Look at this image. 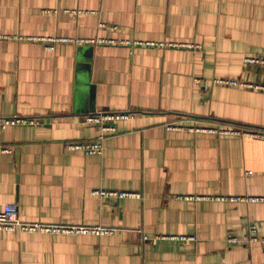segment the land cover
<instances>
[{"label": "crops", "instance_id": "0c3cea01", "mask_svg": "<svg viewBox=\"0 0 264 264\" xmlns=\"http://www.w3.org/2000/svg\"><path fill=\"white\" fill-rule=\"evenodd\" d=\"M62 38L117 45L46 49ZM247 58L264 60V0H0V121H39L0 126V211L114 229L0 232V264H264V138L188 130L264 132V91L214 84L264 85ZM107 112L135 118L100 155L70 149L102 135L82 118Z\"/></svg>", "mask_w": 264, "mask_h": 264}, {"label": "built area", "instance_id": "2783aa9c", "mask_svg": "<svg viewBox=\"0 0 264 264\" xmlns=\"http://www.w3.org/2000/svg\"><path fill=\"white\" fill-rule=\"evenodd\" d=\"M49 45L46 47L48 51L54 50V45L52 43H63V44H92V45H117L116 41H108L105 39L98 40H79V39H51L48 40ZM121 45L126 46H175V47H186V48H194L192 45H179V44H156V43H131V42H122ZM245 63L248 65H263L264 60L261 58H247L245 59ZM215 85H223L230 87H242L249 88L255 90L264 91V85H251L248 83H244L238 80H230L226 78H221L214 81ZM135 118V114L131 112H107V113H96L89 114L82 118V123L86 126H95L98 127L102 131V135L95 141L86 143V144H76L72 145L70 149L80 150L89 155H100L103 152V144L104 139L117 132V124L122 121L131 120ZM39 121L34 118H20L13 117L10 119H6L4 121H0L1 127L6 126H21V125H38ZM168 131H183L186 130L183 126H180L176 123H169L166 126ZM188 130L196 131V132H212L221 135H237V136H258L264 138V132H257L245 129H230V130H215V129H205L199 127H192ZM97 195L107 196L112 198H127V197H139L138 194L134 193H125V192H96ZM221 201H228L232 203L244 202L247 199L245 197H221ZM255 202H264V198H254L252 199ZM251 231L253 233L257 232V227L253 226ZM0 232H22V233H44V234H64V235H94V236H105L112 235L114 233V229L105 228L100 226H67V225H49L43 223H31L23 221L19 215V209L15 205H5L3 209L0 211ZM179 240H194L191 237H180ZM253 241H258L257 237L252 238ZM230 244H237L239 241L236 238H230Z\"/></svg>", "mask_w": 264, "mask_h": 264}, {"label": "rangeland", "instance_id": "374dc122", "mask_svg": "<svg viewBox=\"0 0 264 264\" xmlns=\"http://www.w3.org/2000/svg\"><path fill=\"white\" fill-rule=\"evenodd\" d=\"M99 137H100V136H99ZM99 137H98V138H99ZM98 138H97V139H98ZM97 139H96V140H97Z\"/></svg>", "mask_w": 264, "mask_h": 264}]
</instances>
